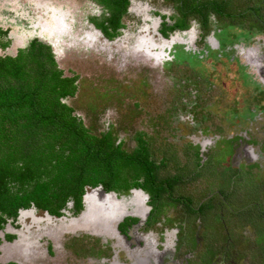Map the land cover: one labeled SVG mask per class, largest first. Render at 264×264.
Listing matches in <instances>:
<instances>
[{
  "label": "flooded vegetation",
  "instance_id": "1",
  "mask_svg": "<svg viewBox=\"0 0 264 264\" xmlns=\"http://www.w3.org/2000/svg\"><path fill=\"white\" fill-rule=\"evenodd\" d=\"M153 1L156 3L152 4L151 0H126L118 25L116 28L107 27L108 32H104L102 28L107 26V18L111 15V12L109 9L101 7L102 11H100L99 18L92 17L87 20L91 32L86 25L89 32L83 36H89L87 37L89 40L87 39L86 43L83 44L66 35V38L70 37L69 46L71 48L75 46L74 49H78L80 53L88 49L92 53H98L99 51L102 54L104 46L109 47L110 52L113 54H115L113 50L120 51L123 49L124 53L122 55L117 54L123 57V60L131 58L130 61L145 63L149 68L160 66L161 69L164 63H167L165 70H171L169 75L171 78L175 74V70L180 66L175 63L186 59L187 62L182 64L181 68L192 73L193 81L192 83L184 82L185 85L183 86L186 90L193 88L194 93H196V91L201 90V85H198L197 88V81L201 80V75L197 72L201 71L194 68L199 65L200 54L207 53V47H211L212 42L217 37L212 29V17L228 16L223 14L226 9L225 1H204L213 5V9L212 11L209 10L206 20H202L197 13L192 14L189 9L196 3L202 2L201 0ZM261 1L263 2L262 4L257 3L255 7L249 8L251 11L249 14L257 20L256 25L252 23L254 35L246 32V39L238 38L231 45H223V42L226 41L225 36L219 37L220 39L217 37L215 46L218 47L220 54L226 53L227 55L229 49V52H234L237 58L242 55V59L247 63L246 66L250 72L247 71L246 73V69L238 65L241 71L240 76L246 81L245 83L254 82L256 85L259 84L258 81L264 84V0ZM159 4L168 5L171 11L162 12L159 9ZM186 4L190 5V7ZM60 6L61 4L55 7L54 10L49 5L47 7L49 12L38 13L33 12L31 8H26L27 13L25 16H28L30 20H35V15L36 18L40 16L46 23H50L52 22L50 18L54 15V11L56 13L59 11V15L65 16V12L60 11ZM133 7L139 12L138 16L134 12ZM227 11L225 10V13ZM242 14L244 15L243 12L239 14L236 12L235 16L237 18ZM126 16H137L139 21H127L125 19ZM229 17L232 18V16ZM73 21L71 20V23ZM71 23L68 22L64 25L65 27H71L69 25ZM72 25L74 26V24ZM27 26L29 24H26L25 27ZM127 27L130 30L125 33ZM31 31L37 32L36 29ZM68 31H71V29L64 30V32ZM258 33L259 35H257ZM31 35L29 33L27 37ZM47 35L49 36L46 39H43L42 35H36V39L47 45L53 42L54 46H56V40L52 41L56 33H53L52 36L50 34ZM7 38L6 33L5 39L7 40ZM11 44L14 45L15 41L13 40ZM117 44L121 45L118 46V49L116 47ZM26 45L27 41L24 47ZM83 45H87V47L81 49ZM98 45L103 48L99 50ZM233 46H235L234 49H232ZM226 47L228 48L225 49ZM236 61L239 62L240 60L236 59ZM169 65L172 66L167 69ZM253 77L254 79H251ZM168 79L170 80V78ZM177 85H179L178 81ZM174 93L175 90L168 94L171 97L172 104L170 109L178 110L179 108H184L190 114L194 99L191 104L182 105L180 100H176L178 93L172 96ZM70 109L72 115L86 130L88 136L95 139L96 142L104 138L109 139L110 144L106 147L115 150L114 153L117 159H121L119 163L123 162V158H127L133 161L135 165H138L139 170H122V173L117 174L115 181L111 182L108 191L99 185L95 187L85 185L79 195V199L67 197L61 207L54 208L55 212L54 210L37 208L35 205L30 204L27 207L18 208L14 216H2L0 222V246L4 243L9 246L14 245L19 235L27 233L26 224L22 223L25 219H29L27 226L28 230L32 229L34 244L41 245L42 241H44L46 245L44 256L47 259H50L53 247L57 245L54 243L57 240L53 239H67L69 234L78 232L73 235L83 234L90 237L94 235L97 236L98 241L84 239L86 247L78 251V253L75 251L74 254L76 256L82 253L89 254V251H94L93 245L103 246L109 238H113L111 239L113 244H110L106 251L110 253L108 258L112 261L110 262L111 264H181L182 261H186L184 264H189L193 253L190 252L191 254L184 255V259H180L179 256L178 259H173L174 254L169 251L168 246L170 245L171 249L176 247L178 251L182 245L186 244L185 236L183 235L184 237L180 238L178 236L188 227L191 218H194L196 229L200 230L201 234H205V240H208L209 243L218 248L245 247L252 242L255 245L258 237L264 238V233L261 237L260 233L257 232L258 227L252 223L253 219L255 220L254 216L258 217L259 224L261 216L264 215V208L261 207V203L258 200L260 194H264V143L261 138L257 139L258 131L256 129L253 128V131L244 129L243 136L238 135L237 138L233 136L235 140L214 135L212 140L202 144H193L192 141L185 142L186 140L180 135L177 140L181 138L183 143H175L176 147L183 145L182 150L188 152L193 159L186 160L185 163L187 165L179 166V162L172 157H163L158 154V152H174V149H172L175 148L174 144L169 143L167 145L163 143L165 149L162 150L156 145L149 143L146 133L134 131L131 138L133 145L128 151L123 147L126 142L125 138L119 136L113 130V126H105L104 130L98 135H92L87 131L77 114L75 112L73 114V109ZM160 121L161 123L168 122H163V119H160ZM156 131L158 132V129ZM254 131L256 132L254 133ZM249 133L251 134L249 135ZM230 164L235 165V167L231 168ZM168 166L175 168V171L170 169L166 171ZM148 168H150L149 179L145 176V171ZM227 172L230 173L228 174ZM107 173L110 174L109 171ZM151 180L157 184L159 183L165 190L154 194L155 184L149 182L146 185ZM196 180L203 182V188H191L195 191V199L193 196L184 194L182 190H187L188 186L186 185L191 187L193 184L194 186ZM98 204L101 208L106 209V217H100V210H95ZM90 208L93 210V215L87 216L86 213ZM164 209H171L172 212L180 209L179 215L183 217V223L173 219L168 223L169 227L160 229V233L151 231L153 230V228H150L151 226L158 225V217L163 215L162 211ZM37 211H41L44 217L43 215L36 216L35 212ZM249 227L252 230L255 229V234L252 233ZM139 229L142 230L140 234ZM169 229H175L171 231L172 234L178 232L176 238L170 236L169 240L163 234ZM196 229L192 230L194 234ZM114 233L115 237L112 236ZM45 236V240H42ZM197 238H199L198 235ZM193 243L194 245L196 244L195 239ZM31 245V242L27 243L28 247ZM23 246H26V244ZM68 246L70 247V245ZM79 249L81 247H77L75 250ZM180 249L179 254L181 255L182 250L180 251ZM28 250L20 248L15 254L16 257L8 260L4 259L3 263L19 264L14 258L26 256L29 260L31 259V264H48L44 257L26 254ZM222 254L225 255L226 253ZM93 256L98 257V253ZM170 256L171 259L168 260ZM177 260H179V263ZM215 260L216 264H225L224 259L215 258ZM233 260L237 261L239 257L234 255Z\"/></svg>",
  "mask_w": 264,
  "mask_h": 264
},
{
  "label": "rangeland",
  "instance_id": "2",
  "mask_svg": "<svg viewBox=\"0 0 264 264\" xmlns=\"http://www.w3.org/2000/svg\"><path fill=\"white\" fill-rule=\"evenodd\" d=\"M151 1L152 4L156 3L153 0ZM223 1L226 4L225 10L229 9L226 13L224 10L223 14L228 16H215L212 17L213 20L211 19L215 36L218 38L225 36L226 41L223 42V45H231L238 38L246 39V32L254 35L252 23L256 25L257 20L251 17L249 8L263 2L261 0ZM58 4H61L59 8L61 12H65V16H56L61 17V20L57 21V24L62 25H57L58 34L54 35L52 41L56 40L57 42L58 38L62 35L61 40L63 42L62 45L57 44L56 46H52L53 55L59 69L63 72V77L70 78L77 76L74 82L75 92L73 96L63 99V102L73 109V114H77L90 134L98 135L104 130L105 126H113V130L119 136L125 138L126 142L123 144V147L129 151L133 145L131 140L133 132H144L149 143L156 145L162 150L165 149L163 143L167 145L169 143L174 144L175 148H172L174 152H158V154L163 157H172L179 162V166L187 165L185 163L186 160L193 159L191 155L189 156L188 152L182 150L183 145L176 147L175 143H183V139L179 138L177 140V137L180 135L186 140L185 142L192 141L193 144H202L203 142L212 140L214 135L235 140L234 137L237 138L238 135H244V129L253 131L254 128L258 131L257 139L261 138L264 143V84L260 81H258L259 84L257 85L254 82L245 83L246 81L240 76L241 71L238 65L244 67L247 73L249 69L246 66L247 63L243 61L242 55L237 58L234 52H229V49L227 55L226 53L220 54L218 47H215L217 37L214 36L215 40L212 42L211 47H207V53L200 54L201 60L198 62L199 65L194 68L201 71L197 72L201 75V80L197 81V88L198 85H201V90L194 93L193 88L186 90L183 86L185 83H192L193 81L191 77L192 73L181 68L182 64L187 62L186 59L175 63L180 66L175 70V74L171 78L169 76L171 70H165L167 63H164L162 69L160 66H156V68L151 67V69L145 63L130 61L131 58L123 60L124 58L120 56L124 53L123 49L120 51L113 50L115 54L110 52L109 47L104 46L103 48L100 45H98L99 50L100 48L104 49L102 54L99 51L98 53H92L88 49L80 53L78 49H74L75 46H72V49L69 46L70 41L66 39V35H69L77 42L85 44L88 39L87 37H89L83 36L89 32L86 28L87 26L89 27L87 20L92 17L99 18L103 6L95 0H49V5L53 7H57ZM26 8H31L35 13L48 12L45 11L42 0H0V29L6 31L7 40L9 41L6 47L0 48V57L14 56L18 49L24 47L26 41L28 43L32 39L37 40L36 35H42L43 39L49 36L43 28L51 29L54 24L52 22L46 23L41 19H39L41 24H38L36 15L35 20H30L28 16H25L27 13ZM159 9L162 12L171 11L166 4H159ZM133 10L138 16L139 12L135 7H133ZM97 11L99 12L97 13ZM236 12L238 14L243 12L244 15H237L238 17L236 18ZM137 16H126L125 19L127 21L136 20L138 22ZM229 16H232V18ZM71 20L74 21L71 23ZM68 22L71 23L69 24L71 27H65ZM25 23L29 24V26L25 27ZM34 29L37 32L31 31ZM69 29L71 31L64 32V30ZM129 30L127 27L125 33H128ZM29 33L32 35L27 37ZM13 40L15 41L14 45L11 44ZM118 46L121 45L117 44V49ZM86 47L87 45H83L81 49ZM234 48L235 46L232 47V49ZM232 57L234 58L233 60ZM236 59L240 61L237 62ZM147 60L152 62L149 59ZM172 65L167 66V69ZM251 79H254V77ZM177 81L179 85H177ZM173 90H175V93L172 96L178 93L176 100H180L182 105L191 104L194 99L190 114L184 108H179L178 110L170 109L172 104L171 97L168 94ZM160 119H163V122H168L161 123ZM157 129L158 132L156 131ZM229 166L231 168L235 167V165L231 164ZM170 167L168 166L166 171L168 169L175 171V168ZM227 173L229 174L230 172ZM186 186L189 188L187 187V190L183 189L182 192L187 194V196L194 197L195 191L191 188L202 189L203 182L196 180L194 186L193 184L191 187L190 185ZM258 200L261 203V207L264 208V194H260ZM176 210L180 211V209ZM179 211L172 212L171 209H164L162 211L163 215L158 217V225L151 226L150 228H153L151 231L160 233V229L169 227L168 223L173 219L178 220L179 223H183V217L179 215ZM35 213L36 216L43 215L44 217L41 211ZM168 214L170 215L168 216ZM28 220L25 219L22 222L26 224L27 233L19 235L14 245L9 246L4 243L0 246V264L7 263H3L4 259L8 260L16 257L15 254L20 248L29 249L26 252L29 256L35 255L46 258L44 256L46 245L44 241H42L41 245L34 244L32 229L28 230ZM258 225L264 230V215L261 216ZM194 229H196L194 218H191L188 227L178 236V238L185 236L186 242L185 245L181 246V249L179 248L180 251L182 250L181 255L179 254V249L177 251L176 247L171 249L170 245L168 246L169 251L174 254L173 259H178V256L180 259H184V255L193 253L189 264H216L215 258L224 259L225 264L263 263H261V260L264 256V246L259 243L254 245L252 242L245 247L218 248L209 243L208 240H205V234H201L200 230L196 229L194 234L192 232ZM172 230L175 229H169L163 233L169 240L171 237H177L176 234L178 232L172 234ZM250 230L252 229L250 228ZM141 232L142 230L139 229V234ZM255 232V229H253L252 233L255 234ZM76 233L69 234L67 239H53L57 240L54 242L57 245L53 247L50 259L46 258L48 264H111L110 262L112 261L108 258L110 253L106 251L108 250L107 247L113 244L111 241L113 238H109L103 246L93 245L94 251H89V254L82 253L76 256L74 254L75 251L78 253V251L86 247L84 239L98 241L97 236L73 235ZM115 233L112 236L115 237ZM197 235L199 238H197ZM45 238L46 236L42 240H45ZM72 238L73 240L71 241ZM194 239L196 246L193 243ZM30 242L32 245L28 247L27 243ZM24 244L26 246H23ZM77 247H81V249L75 250ZM224 252L226 253L225 255L222 254ZM95 253H98V257L93 256ZM234 255L239 257V260L234 261ZM14 259L19 264H31V259L29 260L26 256H19L17 259ZM170 259L171 256L168 260ZM177 261L179 263V260ZM184 262L186 263V261H182L181 264H184Z\"/></svg>",
  "mask_w": 264,
  "mask_h": 264
},
{
  "label": "trees",
  "instance_id": "3",
  "mask_svg": "<svg viewBox=\"0 0 264 264\" xmlns=\"http://www.w3.org/2000/svg\"><path fill=\"white\" fill-rule=\"evenodd\" d=\"M95 1L111 12L102 30L116 28L126 0ZM189 9L206 20L213 5L202 1ZM5 36L0 30V48L8 45ZM76 78L63 77L49 45L35 39L15 56L0 57V222L30 204L59 208L67 197L79 199L85 185L108 191L122 170H139L127 158L119 163L115 150L106 147L109 139L96 142L88 136L63 102L73 96ZM149 172L144 174L148 179ZM149 182L155 184L154 194L165 190ZM254 218L261 236L264 230ZM263 239L256 243L264 246Z\"/></svg>",
  "mask_w": 264,
  "mask_h": 264
},
{
  "label": "water",
  "instance_id": "4",
  "mask_svg": "<svg viewBox=\"0 0 264 264\" xmlns=\"http://www.w3.org/2000/svg\"><path fill=\"white\" fill-rule=\"evenodd\" d=\"M37 18H38V24H41L40 22H39V19H41L42 20V18L40 17V16H37ZM56 20L57 21H60L61 20V17L60 16H58V17H56ZM43 23H44V21H43ZM51 23V22H50ZM60 25H62V24H60ZM37 26V25H36ZM51 30H52V32L53 33H56V34H58V29H57V27L56 26H52L51 27ZM68 41L70 40V37H67L66 38ZM62 40H61V38L59 37L58 38V40H57V44L58 45H62ZM52 46H54V44H53V42L50 44L49 43V47L51 48V52H52V54H54V51H53V49H52ZM54 56V55H53ZM55 59V58H54ZM57 60V59H56ZM92 213H93V210L90 208L89 209V211L86 213V215L88 216V215H92ZM99 213L101 214V216L100 217H106L107 216V212H106V209H103V208H101L100 207V211H99Z\"/></svg>",
  "mask_w": 264,
  "mask_h": 264
},
{
  "label": "bare ground",
  "instance_id": "5",
  "mask_svg": "<svg viewBox=\"0 0 264 264\" xmlns=\"http://www.w3.org/2000/svg\"><path fill=\"white\" fill-rule=\"evenodd\" d=\"M43 1V7H44V9H45V11H48V9H47V7H49V0H42ZM60 4H58V6H59ZM55 7H53L52 5H51V9H54ZM55 10V9H54ZM49 12V11H48ZM58 13V14H57ZM55 12L54 11V15L53 16H51V21H52V23L54 24V26H56L57 27V25H60V24H57V20H56V16L57 15H59V11L58 12ZM45 31H47V33L48 34H50V35H52L53 34V32H52V30L51 29H46V28H43ZM96 192V191H95ZM110 197V196H109ZM100 205L98 204V205H96V208H95V210H100ZM93 215V214H92ZM91 215V216H92Z\"/></svg>",
  "mask_w": 264,
  "mask_h": 264
}]
</instances>
